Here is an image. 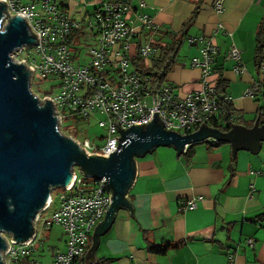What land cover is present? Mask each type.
<instances>
[{
  "label": "crops",
  "instance_id": "obj_1",
  "mask_svg": "<svg viewBox=\"0 0 264 264\" xmlns=\"http://www.w3.org/2000/svg\"><path fill=\"white\" fill-rule=\"evenodd\" d=\"M89 1L79 18L105 0ZM144 1L146 6L139 7V0H131L138 12L153 18L159 30L153 37L155 44H167L171 36L185 33V56L180 57V50L166 77L175 93L186 96L204 87L201 68L191 64L201 56V44L191 45L187 40L203 35L219 49L214 67L222 73L227 96L241 113L240 124L253 128L261 102L246 91L264 80V50L260 67L255 57L264 0H225L220 14L214 9L215 0ZM232 44L241 52L240 71L236 61L227 57ZM209 79L216 80V75L212 73ZM263 123L258 118V126ZM96 129H100L98 124ZM98 134L93 139H99ZM192 151L187 160L181 152L177 155L173 145L161 144L134 157L137 176L126 190L134 217L129 208L118 207L110 226L99 234L98 263L89 264H264V139L256 153L238 148L234 158L229 141L220 146L198 142ZM191 197L198 198L197 208L180 210V200ZM167 242L179 243V247L166 254L149 249L150 244ZM56 247L64 250L65 238Z\"/></svg>",
  "mask_w": 264,
  "mask_h": 264
},
{
  "label": "built area",
  "instance_id": "obj_2",
  "mask_svg": "<svg viewBox=\"0 0 264 264\" xmlns=\"http://www.w3.org/2000/svg\"><path fill=\"white\" fill-rule=\"evenodd\" d=\"M6 2L10 14H24L31 30L39 36L38 43L31 47L23 44L21 51L16 49V53L10 52V56L16 63L24 60L25 65L33 67L31 92L39 101L45 97L53 99V108L57 111L55 115L60 122L58 129L79 142L80 148H85L86 152L109 156L118 148L117 137L121 136V132L117 125L127 129L135 122H148L153 119L155 111H158L166 130H174L182 135L198 130L202 121L212 127L210 122L221 100L209 76L216 72L214 64L219 49L203 35L190 36L187 40L191 45L201 44V56L192 59L191 64L201 68L204 87L180 96L170 83L153 82L150 75H142L133 65V48L148 59L158 57L160 48L153 42V37L159 31L153 18L138 12L131 2L105 0L99 3L93 20L91 17L87 21V27L93 31V43L89 47L90 59L84 65L74 62L75 57L82 53L79 49L78 55L74 48L82 37L74 38L75 31L82 29V23L69 13L66 0ZM224 2L215 0L216 13H222ZM145 6L146 2L139 0V7ZM8 19V16L5 17V21ZM143 33L146 34L142 36ZM148 35L150 37L146 39ZM227 57L236 61V70L240 71L239 48L232 44ZM50 74L56 77L59 91L43 96L37 94L33 90L36 77L47 79ZM246 95L260 99L258 118L264 122V80L253 83ZM91 116L97 117L101 129L98 136L103 140L102 144L96 139H80L64 132L66 120H86ZM188 147L186 145L183 152ZM72 172L75 175L72 184L67 188H53L48 203L33 219L35 233L29 241L14 242L12 233L3 232L9 247L3 255L4 264H41V255L37 253L46 242L42 236L55 224L62 227L66 248L55 247L49 264H82L93 230L110 206V188L106 187L105 177L85 175L78 166H74ZM56 190H60L57 200L54 197ZM56 203L52 214L46 216ZM197 206L196 197L179 202L182 211L196 209Z\"/></svg>",
  "mask_w": 264,
  "mask_h": 264
},
{
  "label": "water",
  "instance_id": "obj_3",
  "mask_svg": "<svg viewBox=\"0 0 264 264\" xmlns=\"http://www.w3.org/2000/svg\"><path fill=\"white\" fill-rule=\"evenodd\" d=\"M9 17L5 21V17ZM24 14L11 15L6 0H0V264L9 249L3 232L12 233L14 242L25 243L35 233L33 219L50 199L53 188L69 187L78 166L85 175L107 179L110 188V206L99 221L93 234L92 246L85 254L84 264L98 263L95 249L99 234L110 226L118 207L129 208L134 217V207L126 194L136 180L135 156L151 152L157 145H173L177 155L186 145L205 140L232 143V155L238 148L256 153L264 139V123L258 126V116L253 128L236 124L230 131L207 126L203 121L199 129L180 134L165 129L158 111L153 119L123 129L118 127V148L107 154L89 153L80 148L71 136L58 129V116L50 97L43 101L30 90L33 67L24 60L16 63L10 52L39 42V36L30 28ZM4 23V27H2ZM17 60V59H16ZM89 155H88V154Z\"/></svg>",
  "mask_w": 264,
  "mask_h": 264
},
{
  "label": "trees",
  "instance_id": "obj_4",
  "mask_svg": "<svg viewBox=\"0 0 264 264\" xmlns=\"http://www.w3.org/2000/svg\"><path fill=\"white\" fill-rule=\"evenodd\" d=\"M119 1L131 2V0H119ZM84 3L85 5H88L90 1L85 0ZM98 5L99 3L94 6V9L88 16L84 15V17L76 18L82 23V29L75 31L74 38L78 36L79 37L82 36L83 39H85L88 35V32L93 33V31L87 27V23H88L87 21H89L91 17H92L91 20H93V14L95 13ZM66 7L69 9V5L67 3H66ZM189 22L185 23V26L190 24ZM181 34L182 35L179 37L171 36V40L167 44L157 43V46L160 48V54L158 57L148 59L140 56L137 50H136L137 52L136 51L133 52L131 58L133 65L135 66L137 71L142 75H150L153 79V82L157 80L160 81L161 83L164 81L168 82L166 80V77L173 70L175 64L177 63V58L183 45V37L185 33H181ZM263 50H264V22L259 29V40H258V46L255 56L259 67L262 64ZM214 74L216 75V80H212V82L216 85L217 93L221 101L217 112L213 115L210 125L213 128L219 129L222 132H227L230 131L236 125V123L240 124L243 122V120L240 117L241 114L240 111H238L235 108L232 100L229 99L227 96V84L225 83V80L222 77L223 76L222 73L217 70ZM203 142H207L210 146H220L226 141H221V140L215 141L208 139ZM195 144L189 146L186 152H181L180 154L181 155L183 154L187 158V160H189L190 157H192V152H193L192 150ZM177 247H179V243L175 244L172 242H167L166 244H162V245L150 244L149 249L151 252L154 253L166 254L168 250Z\"/></svg>",
  "mask_w": 264,
  "mask_h": 264
},
{
  "label": "rangeland",
  "instance_id": "obj_5",
  "mask_svg": "<svg viewBox=\"0 0 264 264\" xmlns=\"http://www.w3.org/2000/svg\"><path fill=\"white\" fill-rule=\"evenodd\" d=\"M84 2L85 0H83L82 2L80 0H66V3L70 6L68 9L69 13L74 15L75 18H79L83 12ZM78 42L79 44L74 46V48L77 54L79 49H81L82 53L80 55L78 54L79 56L75 57L74 62L78 65H84L90 59L89 47L90 44L93 43L92 34L88 32L86 39L80 38L78 39ZM182 47L183 49L181 48L180 57L185 56V51L188 47V44L185 42L183 43ZM55 78L56 77L52 74H50L47 79H42L37 76L34 81L33 90L41 96L49 94L51 92H58L59 90L57 89V82ZM96 125L97 118L95 116H91L89 122L85 120H75L74 118H70V120H66L64 123V132L80 139H83L86 136H88L90 139H93L94 135L98 134V132L101 131V129H99V131L96 129ZM97 142L102 144L103 140L97 139ZM59 193L60 190H56L54 192V197L56 200ZM56 206L57 203L53 205V207L47 212L46 216H50ZM39 227H41V225ZM42 237L46 242L43 247H40L37 255H41L39 256L41 264H49L52 259L54 247L62 246L64 244V234L62 227L55 224L50 230L45 231Z\"/></svg>",
  "mask_w": 264,
  "mask_h": 264
}]
</instances>
